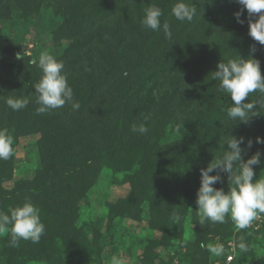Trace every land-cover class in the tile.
I'll list each match as a JSON object with an SVG mask.
<instances>
[{"label": "rangeland", "instance_id": "374dc122", "mask_svg": "<svg viewBox=\"0 0 264 264\" xmlns=\"http://www.w3.org/2000/svg\"><path fill=\"white\" fill-rule=\"evenodd\" d=\"M149 2L152 3L153 1ZM185 2L195 7L196 18L200 17L201 9H205L206 4L211 8V0H185ZM225 3L231 7L238 5L237 0H227ZM95 4V0H72V10L76 12L69 13L67 18L73 21L75 18L80 17L81 14L92 11L95 8ZM232 11L226 9L222 13L221 10L219 15H216L218 19L213 26L212 34L219 40L218 44H216L219 51H224L221 50L220 45H224L221 41L225 39L224 36L228 30V26L224 25L223 22L228 20V14L232 13ZM0 12V44H6L8 47L9 44L11 47L14 46L15 59L20 60L19 64L23 66L20 81L14 82V85H16L15 89L17 90L22 85V92H20L19 97H28L31 101L26 108L14 111L18 113V120L13 117L10 123L7 121L10 108L5 103V100L7 97H18V94L16 90L12 91L10 88L2 86L7 84L5 79L7 80L6 77L9 74L12 79L14 76L18 77V75L15 69H10L8 54L6 53V56L3 53L6 51L0 46V75L1 82H3L1 93L4 96L0 97V103H2L0 105L2 111L0 110V112H5L4 115L0 114V129H8L9 134L13 138V154L8 159V161L11 160L12 162L9 169L10 178L4 179L1 186L6 192L18 193L16 195H18V199H21L19 204L30 199L34 205H39L37 207L40 210L41 221L45 225V232L42 236L47 234L45 236L47 238L46 241H41L42 236L36 243L30 240H21L18 247H9L8 240L4 244L0 243V249L4 247L6 250L5 253H0V264H112L113 256L118 257L121 264H193L192 261L200 264H224L223 260L229 254L233 256V260L229 264H264V214H261L248 228L239 231H237L231 219L226 218L231 223V231L228 232L226 237H223L220 233H208L204 238L205 245L217 242L223 243L224 253L220 257L213 256L206 248L200 247V250L195 252L194 248L185 246V243L193 242V222L198 223L195 199L200 182V169L206 167L208 162L213 157L218 156V154L208 155L207 148L213 147V145L210 144L208 146L206 143L203 144L200 152L190 147L189 158L182 160L179 159V156L177 158L176 155L182 148L181 140H186L183 135L186 136V131L190 132L196 120H200L201 117L205 118L207 123L212 121L211 126L205 124L209 126L205 129L210 134V141L215 139L216 143L223 145V141L228 134L238 136L239 132L234 131L233 128L228 133H225V130L221 131L220 128L215 129L216 121H218L217 117L226 115V109L231 106V99L226 93L219 91L218 82L212 79L213 70H210L209 78H199L198 86H196L198 88L197 91L191 90L192 97L184 96L185 100L179 102L184 112L179 115H172L171 120H167L170 124L163 128L164 124L159 121V118H162L163 110L160 114L159 108L154 109L150 106L151 95L153 94V92L151 94L150 92L158 82H161V84L169 82L170 77L164 74V78H162L160 71L167 66V62L170 59L177 56L173 52L174 41L166 38L164 34L161 39H156L161 36L159 31L162 30L160 29L158 32H154L157 35H153L152 40L147 39L151 43L155 40L156 43L147 48L148 45L145 46L143 42L142 48L139 47L141 38L145 36L140 35L134 28L131 29L128 23L123 26L119 18L123 21L125 20L119 12L116 15L114 13V16L111 15L113 17L109 16L110 18L107 21L99 24L97 31L98 34L101 32L102 35H97L95 38L102 40L105 50L112 53L110 54L111 63L115 60V57L122 60L116 75L119 76L122 73L123 77L130 78L131 81L127 80L125 82L126 79H122V82H118V79L110 78L101 85L100 94L92 97L90 104H87L89 96L86 93H81L80 99L82 98V101H79L74 95V99L81 105L80 109H84L83 116L86 121L80 126L76 124V130L72 127L70 128L72 133L78 132L77 135L85 132L82 129L84 128L83 125H88L90 128L97 127L101 131L102 135L98 139L103 145L94 143H89L88 146L81 145L86 155L96 156L100 165V172L91 185H85L88 188L87 194L85 193V196L78 201V220H76V225H73L71 230L63 231L61 228L64 226H61V224H58L59 221L53 219L51 211L47 217L43 218V213L46 211L42 209L49 207L51 203L48 204L47 201H42L44 197L42 193L49 190H57L61 187H53V185L49 188L45 186L40 190L41 192H39L37 187L32 186L33 184L27 187V184L32 183L36 172L42 168L43 158L46 159L48 157L45 152L47 141L45 140L42 143L40 138L39 128L41 126L37 125V123L29 125L26 122L28 118L32 119L38 115L36 113L38 105L35 103L36 94L33 85L38 82L41 72L32 61H38L40 54L43 52H47L59 61H63L64 55L68 53L65 50L69 46L74 45L72 43L74 40L73 37L60 32L59 28L64 27L63 22L68 19H66V13H63V9L57 0H24L23 3L18 1L8 2L6 10L0 8ZM170 16L172 15L170 14ZM178 22L181 23V21ZM122 26L126 38L120 42L119 31L116 30L120 28L121 34ZM239 29H247V32L242 36L245 37L244 41L237 43L232 41V58L235 57L237 51H245L243 49L244 46L248 49L250 45L256 42L248 35L246 26L239 24ZM233 30L236 33L238 29ZM171 31L175 32V30ZM82 38H88V34L83 35ZM2 40H6L8 43H3ZM200 43L202 46H198V48L204 50L203 42H199V45ZM213 50L214 47H209L207 50L208 54L212 55L210 52ZM150 53H152V57L148 60ZM200 55H203L202 51ZM144 60H148L150 65L154 62L155 65L151 66L156 70L154 75H147ZM124 72L127 74H124ZM154 77L156 78L155 80H153ZM68 84L71 88L73 87L70 85L71 81ZM199 88H205L206 93L200 92ZM124 90L125 92L122 96L121 93ZM183 90L185 94L190 92V89H186L185 85ZM10 91L11 93L8 95ZM168 92L169 89L167 88V95ZM250 96L249 98L254 100L253 98L256 99L257 95L251 94ZM127 97L134 102V105H137L135 110L136 117L139 118L137 123H145L152 133L153 131H161L160 135L162 138H158V144L161 147H165L167 152L164 161L161 160L162 155L160 153L147 150L144 142H140L145 134H138V139L133 138L135 141L132 143H129L126 140L127 138L123 136V133L128 129V121L126 119L128 115L124 114L122 103L118 106V111L116 109L113 110V115L109 109L106 112L105 110L100 111L104 103H108L109 108H113L116 107L114 102L118 103L120 98L125 100ZM249 98L246 100H249ZM147 107H149L151 114H149V120L144 121L142 117L145 116L144 112ZM261 110L264 111V109ZM52 111L55 116L52 125L55 126L66 117L76 114L78 110L74 111L70 104H66L63 108ZM260 117L262 121H259L257 126H261L264 129V116ZM128 120L131 121L129 118ZM222 123L224 121H219L217 124ZM228 123L232 125V120L228 119ZM210 129L215 131H210ZM198 130L199 126L196 125V131ZM118 138L121 139L119 144L117 142ZM152 142L154 143L155 140H152ZM40 143L42 146H40ZM47 147L49 146L47 145ZM49 148H52V145ZM88 148L95 149L88 153ZM262 148H264V143H262ZM253 150L252 147L248 149L245 159L254 153ZM171 151L176 152V155L170 154ZM147 152H151L150 158L146 157L145 154ZM261 152L264 153V149H261ZM147 171L151 173L148 192H151V195L154 194V183L161 189L159 194L160 209L167 210L170 207L169 204L172 205L174 203L181 214L180 221L182 220L183 230L181 240L169 241L161 238L160 231L153 229L145 221V218V220L137 222L129 217H121L118 220H114L116 226L113 225L110 228L109 238L102 243L99 253L93 254L83 250L81 258L78 259L76 257L75 260L73 258L74 255L68 256V244H71L73 248L78 247L81 244L80 238L84 234L83 232H89L88 235L91 236L92 233L95 234V231L98 233L104 230L107 219H109L108 214L112 212V208L117 213L120 204L123 202L128 203L132 198L131 185L134 182L133 179H138V174L145 175ZM254 173V179L259 176L264 177V156H262L261 164L254 166ZM221 176L222 182L215 184L214 187L223 188L224 191H227V175L221 173ZM143 180H137L140 184L146 181L145 185H142L141 190L148 186V180ZM19 190L22 192H18ZM54 199H57V196ZM185 203L187 205L183 208ZM145 204L143 203L141 206ZM142 210L145 217L147 211L143 208ZM204 225L210 228L212 223L206 222ZM92 226L95 227L92 229ZM240 236L246 237L244 239L249 246L247 253H241L235 247V240ZM51 241L53 242L52 245ZM144 245L146 249L142 257ZM92 249L96 252L94 246ZM147 250L149 251L146 253Z\"/></svg>", "mask_w": 264, "mask_h": 264}, {"label": "trees", "instance_id": "16d2710c", "mask_svg": "<svg viewBox=\"0 0 264 264\" xmlns=\"http://www.w3.org/2000/svg\"><path fill=\"white\" fill-rule=\"evenodd\" d=\"M13 1H18L20 3L24 2V0H0V8L6 10L7 3ZM57 1L61 5L63 13H66V19H68L66 21L64 20V27L59 28L60 32L73 37L74 40L72 42L74 45L69 46L65 50L68 53L64 55L65 58L62 61L64 64V71L67 75V81L68 83L71 81L70 85L73 86V93L79 99V101H82V98L80 99L81 93H86V95L89 96L87 99V104H90L92 97H96L97 94H100L99 89L101 85L107 82L110 78L115 80L118 79V82H122V79H126L125 82H127V80L131 81L130 78L123 77L122 73L119 76L116 75V73H118L117 70L119 68V64H122V60H120L118 57H115V60L111 63L112 58L110 57V54L112 53H109L105 50L106 48L102 40L95 38L97 35H102L101 32L98 34L97 31L99 24H101L103 21H107L108 18L113 17L117 12H119L125 20L123 21L119 18V21L123 23V26L125 23L126 25L128 23L131 29L134 28L140 35L145 36L141 38L139 47L142 48L144 42L145 46L148 45L147 48H149L152 46V44L156 43V41L153 40V43H151L147 39L149 38L152 40V36L157 35L154 32L158 31L144 29L141 26L140 20L143 15V10L152 4H155L162 9L163 15L161 17V24L167 21L170 24V30H175V32H172L173 35L171 39L174 41L173 52L177 55L175 58L170 59L167 62V66L162 71H160L162 78H164V74L170 77L169 82L164 84L158 82L156 85H154L153 90L150 92V94L153 92L151 95L150 106H152L154 109L159 108L160 114L163 110L162 118H159V121H162L164 124L163 128L170 124L167 122V120H171L172 115H179L184 112V110L181 108L182 105L179 102L185 100L184 96H188L189 98L192 97L191 90L197 91L198 88H196V86H198L199 78H209V71L216 70L217 63L220 60L226 61V59L232 58V41H234V43L244 41L245 37L242 36H244L245 32H247V29H239V24L241 23H238L233 15V13L239 10L241 6H227L225 3L227 0H211V8H209V5L206 4L205 9H201L203 14L201 13L200 17L196 18L194 16L191 22L185 21L181 23H179L173 16H170L171 8L176 3V0H152V3L149 2L151 0H95V8L92 11L83 15L81 14L80 17L77 19L75 18L73 21L67 18L69 13L76 12L72 10V0ZM226 9L233 11L232 13L228 14V20L223 22L224 25L228 26V30L224 36L225 39L221 41V43H224V45L222 46L219 44L221 50L224 51H219L218 45H216L218 44L217 42H219V40L216 39L212 34V29L218 19V16L216 15H219L221 10L222 13H224ZM241 19L244 20V23L242 24L248 28V14L246 10L242 12ZM123 26L121 27V34L120 28L116 30L119 31L120 42L126 38L123 32ZM233 29L238 30H236L237 32L235 33ZM161 30L162 31H159L161 36L156 38L158 40L161 39L164 34L162 27ZM87 34L88 38H82L83 35ZM2 42L8 43L6 40H2ZM199 42H203L204 50L198 48V46H202L201 43L199 45ZM253 45H255L254 52L251 51L250 45L248 49L246 46H244L243 49H245V51H237L236 55L239 54L243 57H248L249 55L254 56V58L259 60L261 74L264 76V45H260L259 42H255ZM0 46L6 51L3 53L6 56L8 54L7 58L10 59V69H15L18 75V77L14 76L12 79L9 74V76L6 77L7 80L5 79L7 84L2 87H8L10 90L14 91L16 90V85H14V82L17 83L20 81L22 76L21 70L23 69V66L19 64L20 60L15 59L14 46L11 47L10 44L9 47L6 44H0ZM208 46L214 47V50L212 51L213 53L210 52L212 55L208 54ZM201 51L203 52V55H200ZM151 57L152 53H150L148 60H150ZM148 60H144V65L146 66L145 72L148 76H152L155 74L156 70L151 66H154L155 64L152 62L150 65ZM125 73L126 72H124V74ZM157 78L159 79L158 74ZM155 79L156 78L154 77L153 80ZM1 81L2 79L0 75V97L2 96L1 92L3 89L1 87L3 82ZM184 85L186 89H190V92L187 94L183 92ZM21 86L22 85H20V87L16 90L18 97L20 92H22ZM167 88L169 89L168 95L166 94ZM124 92L125 90L121 93L122 96L124 95ZM200 92L206 93V89L202 88L200 89ZM10 93L11 91L8 93V95H10ZM252 95L256 96L257 94ZM253 99L255 100V98ZM249 100L251 101L252 99L249 98ZM246 102H248V100H246ZM120 103L123 104L124 114L128 115L126 117L128 121V129L123 133V136L127 138L126 140L129 143H132L135 141L133 138L138 139V133L131 131V126L139 121V118L136 117L135 112L137 105H134V102H132L128 97L125 100L120 98L118 103L114 102L116 107L109 108L108 103H104L100 111L105 110L106 112L109 109L113 115V110H119L118 106ZM0 105H2V103H0ZM83 112L84 109L81 108L76 114L66 117L55 126L52 125L53 120L55 119L53 111L44 114H38L35 118H28L26 120L29 125L37 123V125L41 126L39 128L41 134L40 138L42 143L45 142V140L47 141L45 152L48 156L46 159L43 158L42 168L36 172L32 183L30 182V184H27V187L33 184L32 186L37 187L39 192H41L40 190H42L45 186L49 188L53 185V187H61L60 189H57V187V190H49L45 193H42L44 194L42 201H47L48 204L51 203L49 207H46L42 210L46 211L43 213V218L47 217L48 213L51 211L53 219L59 221L58 224H61V226H64L61 228L63 231L71 230L72 226L76 225V220H78V201L82 199L83 196H85V193L87 194L88 190L85 185H91L92 182L96 180L100 172V165L98 164L96 156L86 155L83 146L81 145L88 146L89 143L102 144L98 139V137L102 135L101 131H99L97 127L90 128L88 125H83L84 128L82 129L85 132L81 135H77L78 132L72 133L70 131L71 127L76 130V124L80 126L81 124L85 123L86 119L83 116ZM4 113L5 112H0L2 115H4ZM144 113L145 116L142 117L143 120H149V114H151L149 107H147ZM8 115L9 118L7 121L9 123L12 121L13 117H16L14 119L18 120V113L14 112L11 108L8 112ZM260 116H264L263 113L252 116L247 124L232 120V125L228 123L227 115H224V117H217L218 121H216L215 129L220 128L221 131L225 130V133H228L231 132L233 128L234 131L239 132L238 136H242L246 140L250 138L253 141L252 148L254 149V152L257 150L261 151V149H264L262 148V143H256V137H260L262 140H264V129H262L261 126H257L258 122L262 121ZM128 118L131 121H129ZM219 121H224V123L217 124ZM205 124H209V126H211L212 121L207 123L203 117H201L200 120H196L195 125L192 126V130L190 132L186 131V136L183 135L184 139L186 140H181L182 148L179 150L178 155H176V152L173 151H171L170 154L173 156L176 155L177 158L179 156V159L184 160L189 158L188 154H190V147L197 150V152H200L203 144L207 143L208 146L210 144L213 145V147L207 148L208 155H222L224 151L223 145L216 143L215 139L213 138L212 141L209 140L210 134L205 129L209 126H206ZM196 125L199 126L198 131H196ZM210 131L215 130L210 129ZM153 133L151 131L147 132L145 136L141 138L140 142H144L145 148L147 150L160 153L162 155L161 160L164 161L167 152L165 147H161L158 144V138H162L160 135L161 131H153ZM123 136L121 137L124 138ZM63 137L64 139L62 140ZM152 140H155V142L153 143ZM117 142L119 144L121 139L118 138ZM186 143L188 144L185 145ZM47 145L49 147L52 145V148L47 147ZM40 146H42L41 143ZM244 146L246 145H242V147ZM94 149L95 148H88L87 152H92ZM247 152L248 150L246 153ZM246 153L243 154L244 159L246 157ZM145 155L146 157L150 158L151 152H147ZM10 165H12L11 160H0V211H4L5 213H8V210L11 207L19 205V200H21L18 199V195H16L18 193L13 194L12 192H6L1 186V183L4 179L10 178ZM58 177H60V179H58ZM138 179L141 181L143 179L148 180V186H145V188L141 190L143 187L142 185H145L146 181L143 180L144 182H141L140 184L137 181ZM138 179H133L134 182L131 185L132 198L130 201L128 203L123 202L120 204L118 209L119 211H117V213L115 212V209L112 208V212H110L111 214H108L109 219H107L104 230L98 233L95 231V234L92 233L91 236L88 235L89 232H83L84 234L80 238L81 244L78 247L73 248L71 244H68V256L74 255L73 258L75 260L76 257L78 259L81 258V253L83 250L93 254H96L97 252L99 253L102 248V243L105 241V239L109 238L110 228L113 225L116 226L114 220H118V218L121 217H129L137 222L146 219L145 221L148 222L153 229L160 231L161 238L165 240L168 239L169 241L181 240V233L183 231L182 220L174 221L171 218L173 212L178 211L174 203L172 205L169 204L170 207H168L167 210L160 209V187H157L156 183H154V194L151 195V192H148L150 189L151 179L150 171H147L145 175L138 174ZM18 192L22 191L19 190ZM56 196L57 199H54ZM143 203L146 204L141 206ZM35 205L39 206L37 204ZM186 205L187 204L185 203L183 208ZM142 208L147 211V215L145 217ZM193 224L194 228L192 236L194 240L193 242L185 243V246L187 248H194L195 252L200 250L202 243H205L204 238L208 233H220L223 237H226L228 232L231 231V223L228 221L224 224L212 223L210 228H207L205 225H200L197 222H193ZM93 227L95 226H92V229ZM46 235L47 234L42 236V242L47 240L45 237ZM243 237L246 239L245 236ZM6 240H8L7 236L0 237V243L4 244ZM52 241L51 245L53 243ZM93 246L95 247L96 252L95 250L93 251ZM144 246L142 249V257L144 256L146 249V246ZM5 251V248L1 247L0 253H5ZM148 251L149 250H147L146 253ZM192 263L200 264L199 262L195 261H192Z\"/></svg>", "mask_w": 264, "mask_h": 264}, {"label": "clouds", "instance_id": "9594fccd", "mask_svg": "<svg viewBox=\"0 0 264 264\" xmlns=\"http://www.w3.org/2000/svg\"><path fill=\"white\" fill-rule=\"evenodd\" d=\"M241 6L233 13L238 23L242 12L248 14V35L260 45H264V0H237ZM162 9L155 4L146 7L140 24L144 29L158 31L163 29L166 38H172L170 24L165 21L161 24ZM171 15L181 22H191L196 15L195 7L185 0H176L171 8ZM255 51V45L250 46ZM19 58V56H18ZM37 65L41 76L33 86L35 89V103L38 105L37 114L48 113L70 104L74 111L81 105L74 100L73 89L69 86L64 64L47 52L40 54ZM126 74V73H125ZM212 79L218 82V89L226 93L231 99V106L226 109L227 118L235 122L247 124L252 116L264 113V76L261 74L260 62L254 56L220 60L216 70L212 72ZM257 94L255 100H248L250 94ZM28 97H7L5 103L13 111L24 109L30 103ZM131 131L146 134L149 129L145 123H134ZM253 141L242 136L228 134L223 141L224 151L200 169V182L196 191L195 204L197 206L198 223L206 222L224 224L230 218L237 231L248 228L261 214H264V177L254 179V166L261 164L262 153L255 151L246 159L243 154L251 149ZM256 143H264L256 137ZM13 138L8 129H0V160H8L13 154ZM246 145V147H242ZM221 173L227 175L228 190L214 187L222 182ZM174 221L181 219L178 211L173 212ZM45 232V225L41 221L40 210L31 200L10 208L8 213L0 211V237H8L9 247H18L21 240L36 243ZM202 248L215 257L224 253L221 242L201 244ZM235 247L241 253H247L249 246L243 236L235 240ZM112 264H121L118 257H112Z\"/></svg>", "mask_w": 264, "mask_h": 264}, {"label": "built area", "instance_id": "2783aa9c", "mask_svg": "<svg viewBox=\"0 0 264 264\" xmlns=\"http://www.w3.org/2000/svg\"><path fill=\"white\" fill-rule=\"evenodd\" d=\"M232 260H233V256L231 254H229L225 257V260H223V263L229 264Z\"/></svg>", "mask_w": 264, "mask_h": 264}]
</instances>
